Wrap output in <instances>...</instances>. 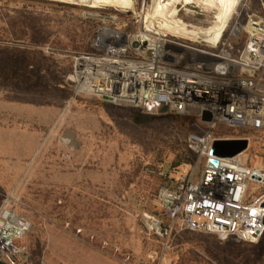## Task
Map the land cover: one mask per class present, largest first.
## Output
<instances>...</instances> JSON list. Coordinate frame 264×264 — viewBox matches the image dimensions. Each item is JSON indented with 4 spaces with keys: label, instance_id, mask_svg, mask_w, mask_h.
<instances>
[{
    "label": "rangeland",
    "instance_id": "374dc122",
    "mask_svg": "<svg viewBox=\"0 0 264 264\" xmlns=\"http://www.w3.org/2000/svg\"><path fill=\"white\" fill-rule=\"evenodd\" d=\"M144 1L134 0L137 12ZM237 1L232 23L264 11V0ZM113 9L0 0V206L13 199L29 222L22 264H264V235L249 244L183 233L162 252L145 228L142 213L158 203L140 188L142 173L157 165L172 177L175 154L184 157L178 167L193 161L187 136L206 128L194 116L138 113L75 93L73 56L91 52L94 29L137 28ZM180 16L198 25L211 17ZM211 133L237 134L223 126ZM237 135L250 141L243 162L264 169V129Z\"/></svg>",
    "mask_w": 264,
    "mask_h": 264
},
{
    "label": "built area",
    "instance_id": "2783aa9c",
    "mask_svg": "<svg viewBox=\"0 0 264 264\" xmlns=\"http://www.w3.org/2000/svg\"><path fill=\"white\" fill-rule=\"evenodd\" d=\"M151 1H144L137 16H131L136 29L102 23L90 40L92 51L74 54L70 81L75 93L110 97L109 104L149 115L194 116L205 126L202 133L187 136L193 161L171 169V185L160 187L155 196L158 210L142 213L145 228L162 252L185 232L255 244L264 235V192L256 197L252 193L264 186V169L245 164L241 156L246 151L219 158L210 150L216 139L249 141L242 135L213 137L217 126L235 131L264 129V11L247 14L243 23H232L237 3L221 35L207 44L156 32L146 20ZM176 8L188 28L208 27L216 13L192 3H178ZM182 12L211 17L198 25L182 18ZM238 41L241 48L236 47ZM204 111L211 114V121L201 120ZM28 229L29 222L17 213L14 200L5 199L0 206V262L22 264L27 251L22 239Z\"/></svg>",
    "mask_w": 264,
    "mask_h": 264
},
{
    "label": "bare ground",
    "instance_id": "6f19581e",
    "mask_svg": "<svg viewBox=\"0 0 264 264\" xmlns=\"http://www.w3.org/2000/svg\"><path fill=\"white\" fill-rule=\"evenodd\" d=\"M52 2H61L66 4H75L80 6H90L97 9L113 7L119 14L137 16L134 9V0L128 3H120L115 0H49ZM151 12L147 13L146 20L148 23L155 25V30L159 34L171 33L192 41L204 42L207 44L214 43L221 35L230 21L237 0H152ZM178 3L194 4L205 11L215 10L214 20L206 28L193 26L188 28L178 18ZM112 9V8H111ZM159 22L158 24H156ZM73 79V77H71ZM7 198L6 200H9Z\"/></svg>",
    "mask_w": 264,
    "mask_h": 264
},
{
    "label": "water",
    "instance_id": "95a60500",
    "mask_svg": "<svg viewBox=\"0 0 264 264\" xmlns=\"http://www.w3.org/2000/svg\"><path fill=\"white\" fill-rule=\"evenodd\" d=\"M125 36V34H123ZM133 47L137 46V43L132 44ZM152 52H147L150 55ZM103 101L107 103H111L112 99L110 97H102ZM161 112H166V107L161 108ZM211 114L207 111H204L201 116V120L204 122L211 121ZM249 147V141L244 138L238 139H216L212 142L210 154L214 157L219 158H232L237 155H240L247 151ZM261 207L264 208V202H262ZM262 223L264 224V214L262 216ZM0 264H6L4 262H0Z\"/></svg>",
    "mask_w": 264,
    "mask_h": 264
},
{
    "label": "trees",
    "instance_id": "16d2710c",
    "mask_svg": "<svg viewBox=\"0 0 264 264\" xmlns=\"http://www.w3.org/2000/svg\"><path fill=\"white\" fill-rule=\"evenodd\" d=\"M95 30H96V28L94 29L93 35L95 33ZM242 45L243 44L241 41L240 44L236 45V47L241 48ZM91 51H92V49H91ZM102 104L105 106H114V105L109 104L107 102H104V103L102 102ZM133 111H136L138 113L140 112V110H138V109H136V110L134 109ZM238 131L243 132V130H237L235 132L238 134ZM237 134H236V136H238ZM183 160H184L183 156H181L180 154H175V158L172 161L171 166L172 167H178L181 165ZM148 167H149V170L147 169V171H146L147 173L146 174L142 173L143 177L141 178L140 188L145 190L151 196H156L158 189L162 186H166V187L170 186L172 181H173V178L170 177L169 174L163 173L161 171V168L157 165H151ZM185 233H193V232H185Z\"/></svg>",
    "mask_w": 264,
    "mask_h": 264
},
{
    "label": "crops",
    "instance_id": "0c3cea01",
    "mask_svg": "<svg viewBox=\"0 0 264 264\" xmlns=\"http://www.w3.org/2000/svg\"><path fill=\"white\" fill-rule=\"evenodd\" d=\"M61 264H73V262H72V263H69V262H62Z\"/></svg>",
    "mask_w": 264,
    "mask_h": 264
}]
</instances>
